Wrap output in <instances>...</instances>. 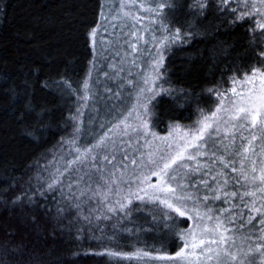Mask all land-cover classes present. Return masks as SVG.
I'll return each mask as SVG.
<instances>
[{
	"label": "snow or ice",
	"instance_id": "6c2138e0",
	"mask_svg": "<svg viewBox=\"0 0 264 264\" xmlns=\"http://www.w3.org/2000/svg\"><path fill=\"white\" fill-rule=\"evenodd\" d=\"M231 3L219 0L215 6L224 17L222 23L232 25L255 18V27L248 30L252 33L248 49L254 64L231 69L230 87H224L223 76L229 69L221 70L220 79L206 90L215 97V108H200L197 96V119L190 125L170 123L165 135L152 130L158 120L157 97L168 96L174 104L193 99L183 88L163 87L171 84L166 56L197 34L193 29L199 21L189 24L186 31L182 27L173 31L161 24L163 32L153 35L151 48L145 53L140 45L145 36L138 29L140 11L160 13L163 20V10L175 4L152 7L143 0H119L118 6L102 3L100 19L88 37L97 57L115 49L119 67H109L116 78L124 72L125 64L129 65V76L132 68H138L136 79L124 78L135 90L134 102L126 111L116 109L111 127L102 123L99 133L90 132L85 137L81 117L94 95L90 81L95 60L78 88L63 75L44 80L43 87L62 97H77L80 106L69 116L73 130L28 166L33 175L24 183H17L19 178L10 175L0 178L5 185L0 187V204L12 210L39 207L55 221L53 233L74 230L77 240L85 229L93 233V239L117 245L125 233L135 238V243L128 245L131 251L109 247L96 253L109 257L112 264H256L257 255L264 258V0H235V7ZM209 7L207 0H197L198 13L206 16ZM109 25L120 31L114 40L106 41L100 30L107 33ZM97 45L102 47L97 49ZM144 48H148L146 41ZM39 71L29 70L22 86L9 84L10 78L4 77L7 86L3 91L20 113V121L35 113L29 77ZM105 91L111 97L112 90ZM114 95L119 100L121 92ZM47 114L46 109L36 114L41 126ZM35 131L25 125L26 135L34 136ZM40 159L46 162L41 165ZM227 169H231V176ZM10 192L15 194L9 196ZM41 200L44 203H39ZM217 202L226 207H216ZM142 214L151 219L141 220ZM257 220L258 231H252ZM101 221L111 224V235H106L107 226L99 227ZM31 223H36L35 216ZM129 224L132 227H127ZM185 224L187 227H181ZM97 230L99 237L95 236ZM141 235L157 236L160 247L142 242ZM168 242L176 244L174 254L165 250ZM38 247L39 236L32 244L5 241L0 246V264H43L36 255Z\"/></svg>",
	"mask_w": 264,
	"mask_h": 264
},
{
	"label": "trees",
	"instance_id": "16d2710c",
	"mask_svg": "<svg viewBox=\"0 0 264 264\" xmlns=\"http://www.w3.org/2000/svg\"><path fill=\"white\" fill-rule=\"evenodd\" d=\"M207 2L210 7L205 10L206 16L197 12L195 0H174L175 7L168 11V24L171 28L182 27L186 31L189 24L199 23L193 29L197 34L166 57L168 80L171 84H164L163 87L183 88L193 94V99L187 104L183 101L174 104L168 96L162 94L157 97L155 110L158 120L155 127L161 132L169 128L170 123L182 126L192 124L198 116L195 103L197 96L200 98V108L206 111L215 108L217 101L214 96L207 95L206 90L220 79L221 70L229 69L223 72V76L226 81L224 87H230L227 81L233 75L231 69L254 64L253 53L248 49L252 35L248 30L255 27L254 19L246 18L232 25L227 21L222 23L224 17L215 7L219 0ZM102 3L111 5L116 0H0V178L10 175L19 178L17 183H24L33 175L28 166L34 165L42 154L73 130L69 116L80 106L77 97H62L52 89L43 87L44 80L59 79L63 75L72 83L73 88H78L92 69L90 62L95 60L96 66L92 69L90 81L92 86L94 75L98 71L100 74L101 67L105 65L104 72L109 73L108 77L114 80L112 91H129L130 87L122 83L121 78L115 77L114 70L107 68L106 59H102L104 62L97 69L99 59L94 55L88 32L100 18ZM228 19L233 17L229 16ZM35 68L40 71L29 77L31 87L28 90L35 113L20 121L17 119L20 113L3 91V87L7 86L3 84L4 77L7 75L10 78L9 84L22 86L25 74ZM248 70H251L250 67ZM121 84H124L123 88L120 87ZM98 90L99 86L96 103L91 99L81 117L85 137L90 132L99 133L102 123L107 125L103 109L105 106L108 108L111 99L101 103ZM121 102L123 101L116 102V106L119 103L121 106ZM90 106L95 108L94 117L90 113ZM42 109L48 110V114L43 116L44 126L36 118V114ZM92 118L93 125L90 127L84 121ZM25 125L29 129H36L34 136L25 134ZM87 142L91 143L92 140L89 138ZM45 162L44 159L39 160L41 165ZM228 173L232 175L231 172ZM4 186L0 179V187ZM19 191V188L15 189V193ZM15 193L10 192L9 196ZM222 206V202L216 203V207ZM54 211L53 209V215ZM33 216L36 218L35 224L31 223ZM140 219L150 220L151 217L142 214ZM255 224L252 231H258L259 221H255ZM54 225L55 221L51 216L39 207L33 209L18 206L12 210L0 204V246L5 241H10L11 245L32 244L39 236L36 255L43 264H112L109 257L96 253L109 247L131 251L128 245L135 243V238H130L127 233L119 240L118 245L107 239H93V233L87 229L77 240L74 230L72 233L67 230L53 233ZM105 226L109 229L106 235H111V224L107 221L99 222L100 228ZM145 227L148 225L145 224ZM8 233L14 234L9 236ZM100 235L97 230L95 236ZM139 238L147 245L155 244L156 248L160 247V240L155 235H141ZM168 243L170 246H166L165 250L174 254L178 250L176 244ZM262 262L264 263V258L257 255L256 264Z\"/></svg>",
	"mask_w": 264,
	"mask_h": 264
},
{
	"label": "rangeland",
	"instance_id": "374dc122",
	"mask_svg": "<svg viewBox=\"0 0 264 264\" xmlns=\"http://www.w3.org/2000/svg\"><path fill=\"white\" fill-rule=\"evenodd\" d=\"M143 2L147 6L155 7V5L157 3H174V0H143ZM114 4H116L118 6L119 0H116V3H114ZM195 4L197 5V0H195ZM231 4H232V7H235L236 6L235 0H232ZM170 9H172V8H165L163 10V15H164V17H166L163 20L160 19V13L153 14V13L145 12L143 10L140 11L139 14L141 15V21L138 24V29L140 31H142L144 33V36H145V40L140 41L141 48L143 49V51L145 53L151 48V45L153 43V41H152L153 35L159 36V34L161 32H163V28L160 27L161 24L169 25L167 16L169 13L168 11ZM105 11H107V9H105ZM253 19L255 21V18H253ZM172 28H174V27L172 26ZM175 29L176 28H174L172 30L174 31ZM100 31L102 33L103 38L107 41V40H114L116 38V33H119L120 29L116 28L115 30H113L112 27L109 25L107 33L104 32V29H101ZM125 31H127V29H125ZM145 41L148 44V48H144ZM181 45H183V44H178L174 49H176L177 47H179ZM100 47H102V46L97 45V49H99ZM98 59H99L98 60V66H97L98 70H99V67L101 66L100 64H102V62H104L102 59L107 60V68L108 69H111L109 67L110 64H117L118 65V58L115 57V49H110L108 51L101 53L100 56L98 57ZM129 59H131V58H129ZM118 67H119V65H118ZM123 67L125 70L123 73H121V76H120L122 83L126 84V81L124 78H127V79H136L137 78L136 73L138 71V68H132L131 69V76H129V65L125 64V65H123ZM104 68H105V65H103L101 67L100 74L98 71V73L96 72V75H94V79H93V88H94L93 93H94V95L92 96V102L96 103L95 101L97 99L95 97L97 96V88L99 86L98 97L100 98L101 103H103L104 100L111 99V100H109V101H111V103L108 104V108H106V106H105V109H103V111L105 112V113L104 112L103 113L106 115V118L108 120L107 126L111 127V123L115 122L114 118L117 115L116 109L122 108L126 111L127 108L131 107L132 103L134 102V98H135V90L132 88L131 85L126 84L127 86L130 87V89H129V91H127V93H125L126 91H124V92L120 91L121 96H120L119 100L114 95L118 89L113 90L112 91V97H110V94L107 93L105 91V89L108 88V89L112 90L113 89L112 85L114 83V80L111 79L110 77H105ZM128 92H131V93L129 94ZM120 100L123 101V102H121V106H120V103L116 106V102H120ZM94 110H95L94 106H93V108L90 106V113L93 115V117H94ZM110 120H112V121L110 122ZM84 122L86 125H90V127H91L93 125V118L90 119V121L87 120ZM152 130L156 131L159 135H165L168 132V128L163 132L159 131L157 127H153ZM237 143H239V140L237 141ZM219 154H221V153H218V155ZM227 171L231 172V169H227ZM222 207H226V205H224ZM258 264H264V263L262 262V263H258Z\"/></svg>",
	"mask_w": 264,
	"mask_h": 264
}]
</instances>
